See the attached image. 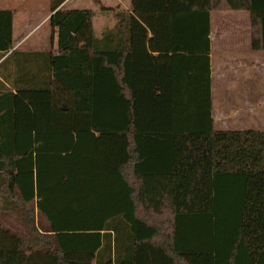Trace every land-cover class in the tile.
<instances>
[{
    "label": "trees",
    "instance_id": "obj_1",
    "mask_svg": "<svg viewBox=\"0 0 264 264\" xmlns=\"http://www.w3.org/2000/svg\"><path fill=\"white\" fill-rule=\"evenodd\" d=\"M65 1L48 51L0 10V264H264V131L214 129L209 60L211 12L264 52V0H130L99 37Z\"/></svg>",
    "mask_w": 264,
    "mask_h": 264
},
{
    "label": "crops",
    "instance_id": "obj_2",
    "mask_svg": "<svg viewBox=\"0 0 264 264\" xmlns=\"http://www.w3.org/2000/svg\"><path fill=\"white\" fill-rule=\"evenodd\" d=\"M22 1L24 5L26 1ZM99 1L101 0H66L61 7L64 9L66 5H69V3H71L70 8L72 9L66 10H89L94 12L95 16L99 17L103 14V12H101V9L98 10L97 8ZM114 2L116 3V7L109 8H114L118 11L130 10V0H126L124 2H122L121 0H114ZM102 3L104 2L102 1ZM23 7L25 10L29 9V12H22L20 10L21 7L18 6L17 0H0V10H9L13 12L12 50H19L18 48L20 47V41H16V19H24V22H20H27L33 16V11L35 9L34 7H29L28 2ZM49 17L50 14L48 13V15L46 16L47 22ZM115 22L116 21H114L111 27L114 26ZM209 40L212 107V84L214 79L216 80V84H242V92L244 93L245 97L241 103L234 104L232 107H229L226 104V106L218 108L217 118L215 117L212 109V119L214 127L216 123L226 124L228 118L236 117L238 120H242L244 117H247L251 113L255 112V101L254 103L251 102V97L254 98L256 96L255 86H253V92L251 93L250 84H257V66L259 62H264V54L259 53L264 52L257 51L255 49H252L251 47L250 15L246 11L211 12ZM49 46L54 50L56 49V36L54 35L51 41V33L49 38ZM150 55L155 56L156 53H150ZM136 67L139 69L140 66L138 65ZM94 136L97 137L96 134ZM156 151L157 148L152 149V154L155 155L157 153Z\"/></svg>",
    "mask_w": 264,
    "mask_h": 264
},
{
    "label": "rangeland",
    "instance_id": "obj_3",
    "mask_svg": "<svg viewBox=\"0 0 264 264\" xmlns=\"http://www.w3.org/2000/svg\"><path fill=\"white\" fill-rule=\"evenodd\" d=\"M26 3L23 5L22 0H17L18 6L21 7V11L26 13L29 9H24L28 2L29 7H34L33 16L25 23L24 19H16L15 31H16V41H20L19 50L22 51H48L49 46V24L47 22L46 16L48 15V4L49 0H25ZM102 1L104 3H102ZM122 2L126 0H121ZM23 5V6H20ZM71 3L66 5L64 9L70 8ZM103 7H116L114 0H101L98 2L97 8L102 9ZM112 9V8H111ZM19 10V12H20ZM18 12V13H19ZM103 12L102 15L95 16L93 19V27L95 30V35L99 36L106 27L110 28L114 23V17L111 12ZM100 13V12H99ZM23 21V22H20ZM53 37H51L52 41ZM264 54V53H259ZM257 84H250L251 93L253 92V86H255V97H251V102L255 101V112L251 113L249 116L244 117L242 120L235 118H228L226 124L216 123L214 125L215 130L222 131H264V62H259L257 66ZM215 77V76H214ZM242 84H216V80H213V112L217 118V110L222 106L232 107L234 104H239L244 100V93L242 92ZM228 95V96H227ZM246 95V94H245ZM232 102V103H231ZM247 109V108H246ZM10 226H19V220L17 223L10 220L8 222Z\"/></svg>",
    "mask_w": 264,
    "mask_h": 264
}]
</instances>
